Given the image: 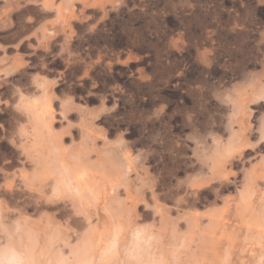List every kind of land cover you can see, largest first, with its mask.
I'll return each instance as SVG.
<instances>
[{
	"label": "rangeland",
	"instance_id": "obj_1",
	"mask_svg": "<svg viewBox=\"0 0 264 264\" xmlns=\"http://www.w3.org/2000/svg\"><path fill=\"white\" fill-rule=\"evenodd\" d=\"M73 1L69 37L53 26L44 0H0V204L11 197L3 165L20 171L32 160L25 134L33 123L19 93L37 94L39 78L54 89V126L68 148L89 144L115 161L124 144L133 150L124 183L141 199L131 211L120 192L100 217L91 209L90 225H66L83 216L68 197V208L54 197L38 210L31 204L37 264H84L93 255L96 264H264V0ZM44 27L53 38L39 42ZM237 137L242 143L229 150ZM226 159L230 176L214 177L212 162ZM146 170L157 180L154 192ZM117 219L126 228L101 258ZM12 222L0 225V247L8 228L16 243L30 245L32 232ZM137 225L151 230L133 255Z\"/></svg>",
	"mask_w": 264,
	"mask_h": 264
},
{
	"label": "bare ground",
	"instance_id": "obj_2",
	"mask_svg": "<svg viewBox=\"0 0 264 264\" xmlns=\"http://www.w3.org/2000/svg\"><path fill=\"white\" fill-rule=\"evenodd\" d=\"M73 2H74L73 0H64L63 2L58 3L55 0H44V3H43L44 6L50 8V9H52V8L54 9V21L55 22L53 23V26L56 23L61 25V27H62V29L64 31V35L69 36V37L72 34V31H71L72 30L71 29V22H72L71 21V16L74 15V9L72 8ZM79 11H81V10H79ZM47 20H50V19H47ZM47 31H48V28L44 27L42 35L40 34V38H38V40H40L39 42H41L42 39L53 38L52 37L53 35L49 34ZM19 33L21 34L20 37H22V35H24L21 32H19ZM14 61H15L14 63H16L19 66L25 64L22 58L16 57ZM16 69H18V68H16ZM36 82H37L38 92L41 95L40 97H37L38 92H37V94H33V95L19 93L20 104H21L22 108L24 109V111L28 114V117L31 119V121L30 120H28V121L33 123L31 125L33 127V131L29 132V130L28 131L26 130V134H25L28 137L29 140H30V138H33L31 140L32 141V145L30 143V148H29L31 150V147H32V152H31V159L32 160H30V162H27V163H30L29 167L26 166L27 165L26 164L25 167L23 169H21L20 171L8 172V170L6 169L7 166L3 165V167L1 168V170L5 173V180H4V186L3 187L6 190H8V193L10 194L11 197H10V200L7 202V204L6 203L5 204H3V203L0 204V225H5V227H6V223L8 221H13L12 222V226L14 227V229H17V232H18V229H22L24 227L25 228L27 227L25 229V231L29 230L30 232H32L33 236H32V239H31V244L28 245L27 247H23V244H22L23 242L16 243V241L13 240L15 233L13 234V231L9 230V228H8V230H6V236H7L6 240L7 241L6 242L4 241L5 242L4 245L0 247V264H37V261H36V250L38 248V245H39L40 241H39L38 236L36 234L34 235L35 232L33 233V227L35 225L34 226L31 225V222H30L31 219L28 216H26L27 208L30 207L31 204H34V206L38 210L39 207L42 204H47L49 202V200H52V198L54 197L56 199L58 198L59 200L63 201L62 203H63L64 207L68 208V205L71 206V204L67 203V201L65 199V198L68 197L71 200V203H73L72 206L78 208L77 211H79V212H81L83 214V216H75V215L72 216L71 215L70 219L66 218L65 223L68 226V225H71L72 223H75L77 221H84V222H87V224L90 225L92 223L91 222V220H92L91 209H93L94 213L97 214L98 217H100V215H101L100 211L103 208H105L108 205L109 202H112L113 200L117 199L119 197V195H120V192H124V195H125L124 202L129 205V209L131 211L134 210V208L136 207L138 201L141 199V197H139V196H133L132 195V191L130 190L129 183L128 184H127V182L124 183V179L126 178L125 176L130 172V170L133 171V168L135 166V158L136 157L134 156V152H132L133 150H131V148L127 144H124L121 147V149L119 148L120 149L118 151L119 155H118V158L116 159L117 161H115V159L113 157L109 158L107 160L101 159L102 158L100 156L101 153H99V151H97L95 147L94 148H90L88 146L89 144L88 145H82L81 144L80 148H76V149L68 148L64 144L63 133H61V131L60 132L57 131L56 127L54 126L55 120L57 119L56 118L57 116L55 114L56 110L54 109V100L56 98L55 97V93H54V89H53V87H51L49 81L45 80L44 78H39ZM236 107H238V105ZM242 109H243V107H242ZM242 111L243 110H241V112ZM65 118H67L66 114H65ZM249 118H250V116H249ZM242 120H244V119H242ZM56 126H58V125H56ZM234 127H235V125H234ZM244 127H245V125H244ZM244 129H246V128H244ZM249 131H251V130H249ZM234 132H235V130H234ZM72 133H73V131H72ZM231 134H233V133H231ZM82 135H83V133H82ZM244 137H246V136H244ZM248 140H250V139H248ZM31 141H29V142H31ZM233 141L234 142H232L229 145V150H231L234 147L239 146V144L242 143L243 138L242 137H237V139H235ZM244 142H245V140H244ZM243 145L244 144H242V146ZM244 146H246V145H244ZM231 161L232 160L228 161V159H226L224 162H219V163L212 162L211 167H210L211 168V174L214 177H219V178H224V179L229 177L230 176L229 174L231 172ZM142 163H143V161H142ZM109 165H110V167H109ZM252 168H254V167H252ZM136 173H138V172H136ZM145 179H146L147 183L149 184V186H148L149 189L154 192L155 191L154 187L157 184V180L153 176L149 175L147 170L145 171ZM126 180H128V178ZM0 186H2V185H0ZM249 189H250V187H249ZM251 189H252V187H251ZM19 192H22V195L18 199V197H19L18 193ZM116 201H118V199ZM263 201H264V199H263ZM155 203H156V208L159 209L160 204L157 201ZM111 204H113V203H111ZM255 204H256V202H255ZM186 206H187V204H186ZM157 211L159 212V210H157ZM156 213L157 212H155V214ZM40 215H41V218H43V219L46 218L45 214H40ZM121 215H123V214H121ZM232 219H234V218L232 217ZM49 220L53 222V218L50 217ZM117 221H118V219H117ZM222 221H223V219H222ZM118 222H117L118 224H117V227L115 229V232L112 235L113 236V240L112 241L110 240L112 242L111 245H110V248L107 247V248H105V250L102 249L103 251H101L102 253L100 255L101 258H106L109 255V252L113 248H116V245H118V243H119V238L121 236V233L123 232V229L126 228V226L124 227V224L121 221H118ZM132 222H134V221H131V223ZM148 227H151V225L148 226ZM1 228H2V226H1ZM103 228L96 229V230H100L101 231V229H103ZM146 228H145V226L141 227V225H137V227L133 228L134 230H132V231H134V233H133L134 237H133L132 244H131V245H133V248H132L133 250L129 251V253L133 252V255H136V254L140 253V249L142 247H144L145 242L148 240L146 238V235H144V233L148 234L150 232H146V231L151 230V229H146ZM124 232L126 233V231H124ZM95 233H97V232H95ZM98 233H99V231H98ZM94 235H91L90 243L95 242L94 241ZM102 235H104V234H102ZM257 235L259 237L260 234H257ZM262 235H263V233H262ZM98 236H99V234H98ZM108 237H109V235H108ZM129 237H131V236H129ZM227 237L228 236H226V238ZM97 238H96L97 242L94 243V244L95 245L97 244L100 247L102 242H101L100 238H99L100 239L99 241H98ZM109 239H108V241H109ZM254 240H255V238H254ZM43 243H44V241H43ZM146 243H148V242H146ZM106 244H110V243H106ZM158 244H159V242H158ZM42 246H43V244H42ZM233 249H235V248H233ZM154 250L155 249H153V251ZM113 251L115 252L116 250H113ZM223 252H224V250H223ZM111 253L112 252H110V255H111ZM115 254H116V252H115ZM216 256L217 255H215L214 257H216ZM114 257H116V256H114ZM94 258H95V256L93 255L90 259H87V260L84 259V261H85L84 264H96V263H94V261H95ZM45 259H46V257H45ZM49 259H48V261H49ZM108 259H109V257H108ZM218 260H220V259H218ZM61 261H60V263H62ZM221 261H223V260H221ZM118 262L120 263V261H118ZM224 263H225V261H224ZM153 264H161V263L158 262V261H154Z\"/></svg>",
	"mask_w": 264,
	"mask_h": 264
}]
</instances>
